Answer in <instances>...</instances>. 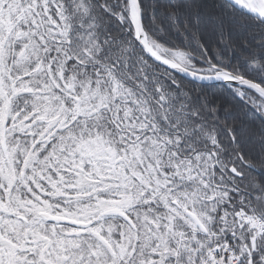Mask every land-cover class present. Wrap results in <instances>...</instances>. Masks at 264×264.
I'll return each mask as SVG.
<instances>
[{
  "label": "snow or ice",
  "instance_id": "obj_1",
  "mask_svg": "<svg viewBox=\"0 0 264 264\" xmlns=\"http://www.w3.org/2000/svg\"><path fill=\"white\" fill-rule=\"evenodd\" d=\"M0 264H264V0H0Z\"/></svg>",
  "mask_w": 264,
  "mask_h": 264
}]
</instances>
